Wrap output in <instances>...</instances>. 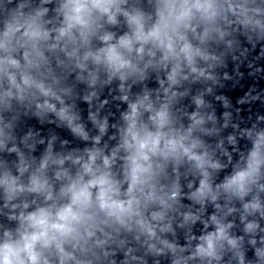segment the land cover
<instances>
[{
  "label": "water",
  "instance_id": "95a60500",
  "mask_svg": "<svg viewBox=\"0 0 264 264\" xmlns=\"http://www.w3.org/2000/svg\"><path fill=\"white\" fill-rule=\"evenodd\" d=\"M195 2L85 0L77 23L68 0H0V238L25 264L28 217L55 222L62 191L101 176L126 211L92 188L39 264H264V0Z\"/></svg>",
  "mask_w": 264,
  "mask_h": 264
},
{
  "label": "snow or ice",
  "instance_id": "6c2138e0",
  "mask_svg": "<svg viewBox=\"0 0 264 264\" xmlns=\"http://www.w3.org/2000/svg\"><path fill=\"white\" fill-rule=\"evenodd\" d=\"M85 0H68V4L66 6H72L74 9V12L76 15L71 17L70 19L76 21L77 23H82L80 17V12L83 9ZM92 3V6L95 8L100 9L101 11L105 13H110V8L116 6L121 2V0H90ZM195 7L202 8L204 5L201 3V0H196ZM184 15H187L185 13ZM182 17L178 19H182ZM109 20H114V17L109 14ZM130 23L136 26L137 32H136V39H145L146 37L143 36L142 33V21L139 16H131L129 17ZM71 27V24L69 25V28ZM67 32V29L64 30ZM63 34V33H62ZM159 34V30H154L149 35L151 37H157ZM105 40H109V36L104 37ZM120 47L122 48H130L132 45V39L131 38H123L120 40ZM0 47H3L2 44H0ZM185 51H188V48H185ZM107 56L109 61L112 63L118 64L121 62L120 56L117 54L116 48H109L106 49ZM14 63V62H13ZM0 71H2V67H0ZM63 115V113H61ZM161 122L165 119V114L162 112L160 114ZM79 131V129H77ZM153 144H155V141H153ZM146 147V143H142L140 145V148L143 149ZM173 149L175 148V144L172 145ZM185 152L189 153L188 149H185ZM144 160H147V156L142 157ZM191 159L195 160L198 164V166H203L204 160L202 157L197 155H191ZM107 164L108 162L105 161ZM86 171H90V169L86 168ZM147 171V169L143 168L140 164H135V167L133 168V176H132V182L133 185L136 184L138 180V175L140 173H143ZM250 175V172H240L235 177H233L225 187L227 188H243V183ZM2 183V181H0ZM33 185L35 186L33 190H42L44 188V185L40 183V181L37 178H33ZM92 188H98L99 191V201L101 204V207L112 209V210H119L121 213L126 211L123 205L116 204V203H110L111 200L110 193L113 192V187L108 181V179L104 176H101L96 179H92L87 183L82 182V180L78 179L71 183V185L62 191V194L70 198V203L58 210L55 213V222H51L52 214L47 209H41L39 212L34 213L28 217V220L32 223L33 227L36 229L34 234L31 235V237L28 239V242L25 244L24 250H26L29 254V257L31 258L33 264H39V257L34 252V244L39 243L43 247H48L53 241L58 239L59 237H67L74 231V225L79 223L83 219L84 211L90 206V197H91V189ZM201 191H203V186ZM50 198V197H49ZM131 203V202H129ZM49 230H51L53 233L58 235H49ZM57 247L59 245L57 244ZM15 250L11 247L5 245L2 249H0V259H6L11 255H15Z\"/></svg>",
  "mask_w": 264,
  "mask_h": 264
},
{
  "label": "clouds",
  "instance_id": "9594fccd",
  "mask_svg": "<svg viewBox=\"0 0 264 264\" xmlns=\"http://www.w3.org/2000/svg\"><path fill=\"white\" fill-rule=\"evenodd\" d=\"M30 264H33L31 258L29 257ZM0 264H25V262L19 258L18 253L11 255L6 259H0Z\"/></svg>",
  "mask_w": 264,
  "mask_h": 264
}]
</instances>
